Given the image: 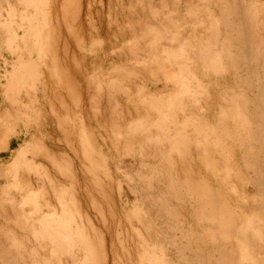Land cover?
<instances>
[{
	"label": "rangeland",
	"instance_id": "obj_1",
	"mask_svg": "<svg viewBox=\"0 0 264 264\" xmlns=\"http://www.w3.org/2000/svg\"><path fill=\"white\" fill-rule=\"evenodd\" d=\"M0 3V127L13 126L0 152V264H264L251 187L264 168V123L251 115L264 108V0ZM240 6L255 60L232 40ZM65 143L76 175L57 183Z\"/></svg>",
	"mask_w": 264,
	"mask_h": 264
},
{
	"label": "bare ground",
	"instance_id": "obj_2",
	"mask_svg": "<svg viewBox=\"0 0 264 264\" xmlns=\"http://www.w3.org/2000/svg\"><path fill=\"white\" fill-rule=\"evenodd\" d=\"M234 3V2H233ZM0 5H1V3H0ZM215 5V4H214ZM231 5V4H230ZM235 5H238V4H236V2H235ZM244 6V5H243ZM226 7V6H225ZM231 7H232V5H231ZM230 7V9H229V7H228V10H231V9H235L234 7L233 8H231ZM240 7H242V6H240ZM239 7V10H236V12H235V10H234V12H232V20H234V24H236L237 26H235L236 27V29L235 30H232V31H235L236 32V35L234 36V38H232V37H230V38H232V40L233 41H236L237 43H239V45H244L243 47L244 48H242V52L245 54V55H247L246 56V59L247 58H250L248 55H250L252 58L251 59H254L253 57H256V56H258V55H256L255 56V54H257V53H259V52H257L256 53V51L254 50V49H252L251 51H250V49H248V45H249V47H250V45H251V43H252V41H253V39H251L252 37H254V36H251V34H253V33H251V32H253L251 29L252 28H250L249 27V25H250V23H251V21H250V19L248 18V17H245L244 15L246 14V16H247V13H243V11L245 10V9H243V7H242V9ZM223 8H224V6H223ZM227 8V7H226ZM222 9V8H221ZM226 11L227 13H229V11ZM243 10V11H242ZM224 11V10H223ZM221 12V11H220ZM224 13H225V11H224ZM224 13H222V17H224L223 16V14ZM226 13V14H227ZM228 15V14H227ZM231 16V15H230ZM229 16V17H230ZM256 17V16H255ZM247 18L249 19V21H250V23H248V21H247ZM1 19V18H0ZM226 19V18H225ZM229 19L230 18H228V22H229ZM232 20H231V24H232ZM227 21H225L226 23V25L228 26V22ZM229 24H230V22H229ZM230 26H232V25H229L228 27H229V30H230ZM251 26V25H250ZM252 27V26H251ZM250 28V29H249ZM233 29V28H232ZM251 31V32H250ZM234 32V33H235ZM229 33H231V32H229ZM228 33L226 32V35H227ZM233 34V33H232ZM231 35V34H230ZM234 35V34H233ZM226 37V36H225ZM228 37V36H227ZM229 40V39H228ZM231 40V39H230ZM229 40V42H231ZM227 41V40H226ZM233 41L231 42V44L233 43ZM254 41H256V40H254ZM222 43V42H221ZM230 44V45H231ZM255 44V43H254ZM252 45H253V43H252ZM233 46V45H232ZM252 47V46H251ZM238 48V47H237ZM254 48H257V49H259V47L258 46H256V47H254ZM231 49V47L229 48V50ZM239 49V48H238ZM256 49V50H257ZM241 50V49H240ZM254 50V51H253ZM253 51V52H252ZM258 51V50H257ZM231 53L233 52V51H230ZM235 52H237V50L235 51ZM238 52H239V50H238ZM255 52V54H253ZM263 53V52H262ZM235 54V53H234ZM238 54L239 53H237V56H238ZM260 54H261V52H260ZM222 55H225V54H222ZM226 55H227V53H226ZM236 55V54H235ZM241 55V54H240ZM231 56V54H229V58H231L230 57ZM262 56H264V54L262 55ZM236 57V56H235ZM242 57H244L245 58V56H242ZM260 57V56H259ZM240 58V57H239ZM256 59V58H255ZM254 59V60H255ZM261 59H262V57H261ZM239 60V59H238ZM231 61V60H230ZM236 61V60H235ZM234 61V62H235ZM240 61V60H239ZM247 61V60H246ZM262 61H264V60H262ZM238 62V61H237ZM243 62V61H242ZM255 62V61H254ZM212 63H213V61H212ZM247 62H245V64H246ZM264 63V62H263ZM233 64V63H232ZM234 64H236V63H234ZM233 66V65H232ZM262 68V67H261ZM257 75V74H256ZM252 85V84H251ZM70 87V86H69ZM122 88V87H121ZM25 91V90H24ZM27 93H29V92H27ZM26 94V93H25ZM24 94V95H25ZM61 94V93H60ZM70 94V93H69ZM23 95V96H24ZM28 95V94H27ZM260 96H262V98L264 97V92H263V95H260ZM27 97V96H26ZM31 97H33V96H31ZM73 98H74V96H73ZM236 98V97H235ZM238 98V97H237ZM236 98V99H237ZM247 98V97H246ZM260 98V97H259ZM262 98H260V99H262ZM29 99V98H28ZM31 100V99H30ZM76 100V99H75ZM74 100V101H75ZM232 100V99H231ZM34 101V100H33ZM255 101V100H254ZM29 102L30 101H28V104H29ZM35 102V101H34ZM76 102V101H75ZM236 102V101H235ZM235 102H234V104H235ZM250 102V101H249ZM247 103V102H246ZM259 103V102H258ZM227 104V103H226ZM257 104V103H256ZM264 104V103H263ZM253 105V104H252ZM33 106V105H32ZM231 106V104L228 106V107H230ZM225 107H227V106H225ZM227 107V108H228ZM239 107V106H238ZM237 107V109H236V111L240 108H238ZM248 107V106H247ZM223 108V107H222ZM235 108H236V104H235ZM257 108V107H256ZM245 110L246 108H244V106H242V108H240V112L242 111V110ZM252 109V108H251ZM254 109V108H253ZM221 110V109H220ZM233 111H234V109H232ZM255 110V109H254ZM33 111V110H32ZM225 111V110H224ZM230 111H231V108H230ZM233 111H231V112H233ZM34 112V111H33ZM243 113H244V111H242ZM247 112V111H246ZM254 112V111H253ZM6 113V112H5ZM58 113V112H57ZM228 113L229 114H231L232 116H230L231 118H233V115L234 114H232V113H230V112H228L227 111V116H228ZM238 113V112H237ZM236 112H235V115L234 116H238L239 115V113H238V115H236L237 114ZM249 113V112H248ZM220 114H221V112H220ZM57 115V114H56ZM243 115V114H242ZM251 115H252V117L255 119H257L258 121H261V122H263L264 123V108L263 109H259V110H257L256 111V113L255 114H252L251 113ZM226 116V117H227ZM241 116V115H240ZM256 116H259V119L256 117ZM225 117V118H226ZM229 117V118H230ZM251 117V118H252ZM220 118V117H219ZM241 118V117H240ZM240 118L238 117V119H239V121H240V123L242 122L241 120H240ZM243 118H246V117H243ZM252 118V119H253ZM227 119V118H226ZM235 119V117L233 118V120ZM218 120V119H217ZM227 120H229V119H227ZM227 120H225V121H227ZM232 120V121H233ZM247 120H249V119H247ZM224 121V120H223ZM231 121V120H230ZM231 121V122H232ZM237 122H238V120H237ZM247 122V121H246ZM249 122H251V121H249ZM253 122V121H252ZM256 122V121H255ZM2 123V122H1ZM51 123V122H50ZM222 121H221V125H222ZM225 123V122H224ZM227 123H228V121H227ZM227 123H225V126L227 127ZM248 123V122H247ZM254 123V122H253ZM253 123H251V124H253ZM257 123V122H256ZM259 123V122H258ZM7 124L9 125V123L7 122ZM250 124V125H251ZM255 124V123H254ZM260 124V123H259ZM8 125H6V122L2 125L3 127L1 128L0 127V152H2V151H4V150H7V149H9L10 148V137L11 136H13L12 135V133L10 132L11 130H8V128H10L11 126H9L8 127ZM50 125V124H49ZM230 125L232 126V123H230ZM236 125V124H235ZM246 125V124H245ZM224 126V127H225ZM231 126H229V127H231ZM241 126V125H240ZM244 126V125H243ZM247 126V125H246ZM249 126V125H248ZM253 126V125H252ZM260 126V125H259ZM13 127V126H12ZM11 127V128H12ZM15 127V126H14ZM234 127V126H233ZM233 127H232V130H233ZM215 128L217 129V127L215 126ZM240 128H242V126L240 127ZM248 128V127H247ZM246 128V129H247ZM250 128H251V126H249V129L248 130H250ZM256 128V127H255ZM257 128H259L258 126H257ZM263 128V127H262ZM25 129V128H24ZM61 129V128H60ZM236 129V128H235ZM234 129V130H235ZM237 129H239V128H237ZM244 129V128H243ZM30 130V129H29ZM36 130H38V129H36ZM241 130V129H240ZM252 130H254V128L252 129ZM257 130V129H256ZM256 130H255V132H256ZM260 130V129H259ZM34 131V130H33ZM218 131V130H217ZM226 131V130H225ZM225 131H223V132H225ZM231 131V130H230ZM238 131V130H237ZM245 131V130H244ZM243 131V132H244ZM247 131V130H246ZM263 131V130H262ZM261 131V132H262ZM15 132V131H14ZM219 132H221V134H222V130L221 131H219ZM240 132V131H239ZM252 132V131H251ZM251 132H249V133H251ZM254 131H253V133H255ZM258 132V131H257ZM260 132V133H261ZM41 133V132H40ZM39 133V134H40ZM234 133V132H233ZM252 133V134H253ZM20 134V133H19ZM240 135L242 134V133H239ZM262 134V133H261ZM34 135H35V133H34ZM228 135V134H227ZM238 135V134H237ZM240 135H238V136H240ZM245 135V134H244ZM254 135V134H253ZM252 135V136H253ZM257 135V134H256ZM148 136V135H147ZM262 136H264V135H262ZM87 137L88 136H86V140H87ZM228 137V136H227ZM248 137V136H247ZM256 136H254V138H255ZM258 137V136H257ZM259 137H261V136H259ZM35 138V137H34ZM85 138V137H84ZM239 138V137H238ZM252 137H250V139H251ZM66 139V138H65ZM232 139V138H231ZM236 139H237V137H236ZM236 139H234V140H236ZM249 139V140H250ZM256 139V138H255ZM219 140V139H218ZM240 140V139H239ZM248 140V141H249ZM32 141V140H31ZM185 141V140H184ZM241 141V140H240ZM255 141V140H254ZM254 141H252L251 143H253ZM261 141H262V139H261ZM68 142V141H67ZM70 142V141H69ZM87 142V141H86ZM222 142H223V139H222ZM241 142H243V141H241ZM241 142H239V143H241ZM245 142V141H244ZM257 142H258V139H257ZM263 142V141H262ZM72 143V142H71ZM184 143V142H183ZM186 143V142H185ZM218 143H219V141H218ZM256 143V142H255ZM25 144H26V142H25ZM69 144V143H68ZM235 144H237V143H235ZM242 144V143H241ZM249 144V143H248ZM258 144H259V146H260V143L258 142ZM262 144V143H261ZM264 144V143H263ZM65 145L66 146H64V148H63V151L64 152H61V151H59L60 152V156H61V158H60V156H59V159H61V160H59L60 162H58V163H56L57 161H53V160H51V162H54V163H56L57 164V170H55L57 173L55 174V180L57 181V183L59 182H61V181H66V180H70V179H72L73 178V176H74V174L75 173H73V167H75V166H73L74 165V159H73V157L74 156H77L75 153H73L72 152V147L71 148H68L69 146L65 143ZM72 145V144H71ZM205 145H206V143H205ZM205 145H203L205 148L207 147V146H205ZM219 145V144H218ZM226 145V144H225ZM244 145V144H243ZM252 145V144H251ZM88 146V145H87ZM195 146V145H194ZM198 146V145H197ZM240 146V145H239ZM249 146V145H248ZM257 146V145H256ZM89 147V146H88ZM220 147V146H219ZM225 147V146H224ZM227 147V146H226ZM241 148H242V145L240 146ZM240 147H238V148H240ZM246 147V146H245ZM263 147V146H262ZM61 148V147H60ZM91 148V147H90ZM191 148V147H190ZM201 148V147H200ZM223 148V147H222ZM248 148V147H247ZM253 148H254V146H253ZM264 148V147H263ZM72 149V150H71ZM207 149V148H206ZM230 149V148H229ZM244 149V148H243ZM252 149V146L250 147V150ZM255 149H256V147H255ZM88 149H86V151H87ZM186 150V149H185ZM198 150V149H197ZM249 150V151H250ZM205 152H206V150H204ZM216 151V150H215ZM251 151H253V150H251ZM256 151H258V150H256ZM264 151V150H263ZM227 152V151H226ZM259 152V151H258ZM89 153V152H88ZM88 153H86V157L88 158ZM92 153V152H91ZM179 153V152H178ZM177 153V154H178ZM190 153H191V151H190ZM189 153V154H190ZM200 153V152H199ZM217 153V152H216ZM218 153H219V151H218ZM244 153V152H243ZM249 153H251V152H248V154ZM253 153V152H252ZM251 153V154H252ZM262 153V152H261ZM260 152H259V154H261ZM42 154H44V153H41V155ZM50 154H52V153H50ZM88 154V155H87ZM188 154V153H187ZM250 154V155H251ZM263 154V153H262ZM261 154V155H262ZM53 155V154H52ZM52 155H49V156H52ZM181 155V154H180ZM192 154H190V156H191ZM217 155V154H216ZM255 155V154H254ZM40 156V155H39ZM71 156H73V157H71ZM257 156V155H256ZM259 156V155H258ZM41 157V156H40ZM42 157H43V155H42ZM182 157V156H181ZM207 157V156H206ZM247 157V156H246ZM245 157V158H246ZM250 157H253V154L251 155V156H249L247 159H249ZM46 158V157H45ZM53 158V157H52ZM75 158V157H74ZM187 158H188V156H187ZM187 158H186V160H187ZM192 158V157H191ZM256 158V157H255ZM261 158V157H260ZM260 158H257V159H260ZM18 159V158H17ZM48 159V158H47ZM179 159V158H178ZM241 159H243V158H241ZM255 160V161H253V166L255 167V165L257 166V167H259L258 166V160ZM27 160V159H26ZM31 160V159H30ZM254 160V159H253ZM48 161V160H47ZM191 161V160H190ZM31 162V161H30ZM33 162V161H32ZM31 162V163H32ZM50 162V163H51ZM242 162H244V160L242 161ZM246 162V161H245ZM244 162V163H245ZM12 163H13V161H12ZM15 163V162H14ZM13 163V164H14ZM30 163V164H31ZM42 163V162H41ZM179 163V162H178ZM189 163V162H188ZM252 163V162H251ZM38 164V163H37ZM47 164V163H46ZM53 164V163H52ZM207 164H209V163H206V165ZM259 164H260V162H259ZM12 165V164H11ZM21 165V164H20ZM89 165H91V164H89ZM189 165V164H188ZM262 164H260V166H261ZM23 166V165H22ZM48 166V165H47ZM245 166H247V164L245 165ZM251 164H249L247 167H248V169H251L252 167H253ZM68 167H69V169H68ZM207 167V169H208V166H206ZM249 167H251V168H249ZM53 168V167H52ZM190 168V167H189ZM10 169V168H9ZM8 169V170H9ZM14 169H16V168H14ZM255 169H257V168H254V170ZM0 170H1V173H0V176L1 175H3L4 176V182L5 183H7L8 181H10L9 179H8V174H7V170H6V167L4 168V170L2 169V167L0 168ZM210 170H212V169H210ZM260 169L258 168V170H257V177L253 180V182H252V184H251V187L254 189V192H255V197H253L252 198V202H253V206H254V210L252 209V212H253V214L254 215H256L254 218H253V221H259L260 222V224L261 225H263L264 226V175H261L260 173H263L264 174V168L262 169V170H260ZM208 171H209V169H208ZM214 171V170H213ZM9 172H11V171H9ZM13 172H15V171H13ZM50 172V171H49ZM75 172V171H74ZM189 172H191V171H189ZM207 172V171H206ZM250 172H252V170L250 171ZM192 173V172H191ZM210 173V172H209ZM47 174V173H46ZM217 174V173H216ZM252 174H254V173H252ZM76 175V174H75ZM88 175V174H87ZM90 175V174H89ZM191 175V174H190ZM203 175V174H202ZM212 175V174H211ZM49 176H50V174H49ZM191 176H193V175H191ZM199 176V175H198ZM187 177V176H186ZM189 177V176H188ZM221 177V176H220ZM41 178V177H40ZM192 178V177H191ZM191 178H190V181H192L191 180ZM194 178V180H195V176L193 177ZM192 178V179H193ZM212 178H213V175H212ZM227 178V177H226ZM225 178V181L227 180ZM12 179V178H11ZM42 179V178H41ZM204 179V178H203ZM223 179V178H222ZM250 179H251V177H250ZM18 180V179H17ZM193 180V181H194ZM220 180V179H219ZM249 180V179H248ZM221 181V180H220ZM252 181V180H251ZM22 182V181H21ZM29 182V181H28ZM189 182V181H188ZM222 182V181H221ZM246 182H248V181H246ZM250 182V181H249ZM25 183H27V182H25ZM33 183V182H32ZM191 183V182H190ZM190 183H188V184H190ZM195 183V182H194ZM223 183V182H222ZM227 183V182H226ZM35 184V183H34ZM51 184V183H50ZM64 184H66V183H64ZM199 184V183H198ZM201 184V183H200ZM225 184V183H224ZM250 184V183H249ZM202 185V184H201ZM28 186H29V184H28ZM188 186H190V185H188ZM203 186V185H202ZM24 187V186H23ZM27 187V186H26ZM25 187V188H26ZM196 187V186H195ZM199 187V186H198ZM224 187V186H223ZM246 187V186H245ZM34 188H36V187H34ZM188 188V187H187ZM209 188V187H208ZM23 189V188H22ZM30 189V188H29ZM31 189H32V187H31ZM191 189V188H190ZM195 189V188H194ZM246 189V188H245ZM61 190V189H60ZM186 190H188V189H186ZM34 191H35V189H34ZM193 191V190H192ZM191 191V192H192ZM196 191V190H195ZM194 191V192H195ZM210 191V190H209ZM213 191V190H212ZM211 191V192H212ZM225 191V190H224ZM251 191V190H250ZM24 192H27L28 194H30L28 191H24ZM32 192V191H31ZM194 192H193V195H195L196 193H197V191L195 192V194H194ZM55 193V192H54ZM68 193V192H67ZM225 193H227V192H225ZM224 193V194H225ZM4 195H6V194H4ZM14 195V194H13ZM31 195H32V193H31ZM189 195H190V193H189ZM221 195V194H220ZM226 195V194H225ZM244 195V194H243ZM243 195H241L242 196V198H243ZM56 196H57V194H56ZM196 196H197V194H196ZM236 196H238L237 194H236ZM250 196V195H249ZM28 197H30V196H28ZM63 197H65L66 198V200H67V196L65 195H63L62 196V199H63ZM70 197V196H69ZM191 197H193L192 195H191ZM199 198H200V196H198ZM224 197V196H223ZM251 197H252V195H251ZM33 198H34V195H33ZM57 198V197H56ZM209 198V197H208ZM214 198V197H213ZM28 199V198H27ZM29 199H31V198H29ZM194 199V198H193ZM201 199H203V198H201ZM216 199V198H215ZM9 200H10V198H9ZM23 200V199H22ZM49 200V199H48ZM69 200V199H68ZM197 200V199H196ZM199 200V199H198ZM227 200V199H226ZM27 201V200H26ZM70 201V200H69ZM74 201V200H73ZM200 201V200H199ZM203 202H204V200H202ZM201 201V202H202ZM245 201V200H244ZM243 201V202H244ZM250 201V200H249ZM72 202V201H71ZM191 202V201H190ZM201 202H199V203H201ZM209 202V201H208ZM216 202V201H215ZM46 203H47V201H46ZM49 203V202H48ZM62 203V202H61ZM73 203H75V202H73ZM249 203V202H248ZM193 204V203H192ZM245 204V203H244ZM59 205V204H58ZM65 205V204H64ZM203 205V204H202ZM247 205V204H246ZM48 206V205H47ZM59 206H61V205H59ZM191 206H193V205H191ZM196 206V205H195ZM194 206V207H195ZM204 206V205H203ZM203 206H201V207H203ZM250 206V205H249ZM15 207H17V206H15ZM68 207V206H67ZM66 207V208H67ZM201 207H200V209H201ZM248 207V206H247ZM252 207V206H251ZM256 207H258V208H261V211H260V215H259V213H258V210L256 211ZM61 208V207H60ZM197 208V207H196ZM241 208V207H240ZM16 209V208H15ZM24 209V208H23ZM45 209L47 210V208L45 207ZM195 209V208H194ZM204 209L206 210L207 208H205L204 207ZM37 209L35 208V210L34 211H36ZM60 210V209H59ZM79 210V209H78ZM199 210V209H198ZM202 210V209H201ZM243 209H241V211H242ZM250 210V209H249ZM17 211H18V209H17ZM26 211V210H25ZM45 211V210H44ZM49 211V210H48ZM51 211V210H50ZM55 210H53V212H54ZM71 211V210H70ZM73 211V210H72ZM211 211V210H210ZM237 211V210H236ZM19 212V211H18ZM17 212V213H18ZM22 212V211H21ZM30 212H31V210H30ZM62 212V211H61ZM75 212H77V211H75ZM78 212H80V210L78 211ZM201 212V211H200ZM199 212V213H200ZM203 212V211H202ZM201 212V213H202ZM35 213V212H34ZM34 213H33V215L32 214H30V215H32V216H34ZM37 213V212H36ZM45 213H46V211H45ZM65 213V212H64ZM81 213V212H80ZM201 213H200V216H201ZM206 213V212H205ZM207 213H210V212H207ZM249 213V212H248ZM54 213H52V215H53ZM61 214V213H60ZM63 214V213H62ZM67 214V213H66ZM203 214H204V212H203ZM211 214H212V211H211ZM240 214V213H239ZM37 215H38V213H37ZM44 215V214H43ZM55 215V214H54ZM65 215V214H64ZM74 215V214H73ZM172 215V214H171ZM195 215V214H194ZM197 215V214H196ZM205 215V214H204ZM217 215V214H216ZM215 215V216H216ZM250 215V214H249ZM248 215V216H249ZM27 216V215H26ZM61 216V215H60ZM75 216V215H74ZM213 216V215H212ZM215 216H213V217H215ZM247 216V215H246ZM38 217V216H37ZM42 217V216H41ZM49 217V216H48ZM198 217V216H197ZM203 217V216H202ZM201 217V218H202ZM212 217V218H213ZM234 217V216H233ZM23 218V217H22ZM52 218V217H51ZM74 218H78V217H74ZM197 219V218H196ZM200 218H198V220H199ZM216 219V218H215ZM234 219V218H233ZM34 220V219H33ZM49 220H51L50 219V217H49ZM81 220V219H80ZM197 220V221H198ZM243 220H245L244 219V217L242 216V215H239V217H238V219H234V222H237V223H239V221H240V229H244L243 228V225H242V221ZM53 221H54V219H53ZM63 221V220H62ZM66 221V220H65ZM77 222H78V220H76ZM89 221V220H88ZM200 221H201V219H200ZM204 222H206V220H204ZM51 223V222H50ZM76 223V222H75ZM211 223H212V221H211ZM215 223V222H214ZM214 223H213V225H214ZM35 224V223H34ZM37 224H39V221H38V223ZM58 224V226H59V223H57ZM79 224V223H78ZM90 224V223H89ZM202 224V223H201ZM205 224V223H204ZM253 224V223H252ZM36 225V224H35ZM75 225V224H74ZM40 226V225H39ZM38 226V227H39ZM57 226V227H58ZM64 226V225H63ZM203 226V225H202ZM211 226V225H210ZM209 225H208V227H210ZM215 226V225H214ZM231 226V225H230ZM255 226V225H254ZM41 227V226H40ZM39 227V228H40ZM181 227V226H180ZM201 227V226H200ZM208 227H206V228H208ZM261 227V226H260ZM34 228H36V227H34ZM82 227H80V231L82 232V230L83 229H81ZM92 228V227H91ZM212 228V227H211ZM215 227H213V229H214ZM252 228V227H251ZM262 228V227H261ZM264 228V227H263ZM47 229V228H46ZM54 229V228H53ZM61 229V228H60ZM181 230H182V228H180ZM233 229V228H232ZM247 228H245V230H246ZM259 229V228H258ZM48 230V229H47ZM52 230V229H51ZM50 230V231H51ZM56 230V229H55ZM185 230V229H184ZM220 230V229H219ZM42 231V230H41ZM57 231V230H56ZM217 231V230H216ZM222 231V230H221ZM244 231V230H243ZM260 231H261V229H260ZM51 232H53V230L51 231ZM50 232V233H51ZM182 232V231H181ZM188 232V231H187ZM225 232V231H224ZM227 232V231H226ZM234 232V231H233ZM237 232V231H236ZM248 232V231H247ZM250 232V231H249ZM47 234H49L50 235V233H48V231L46 232ZM56 233H58V231L56 232ZM55 233V234H56ZM85 233V232H84ZM184 233H186V231H184ZM43 234V233H42ZM41 234V236H43ZM86 234V233H85ZM209 234V233H208ZM226 234V233H225ZM229 234V233H228ZM232 234V233H231ZM234 235H238L237 233H233ZM233 234L231 235V236H233ZM249 234V233H248ZM247 234V235H248ZM48 235V236H49ZM189 235H190V233H189ZM188 235V236H189ZM222 235H224V233L222 234ZM263 235V234H262ZM261 235V236H262ZM85 236V235H84ZM217 236V235H216ZM230 236V238H232ZM253 236V235H252ZM54 237V236H53ZM56 237V236H55ZM189 237H191V236H189ZM193 237V236H192ZM234 237V236H233ZM238 237L240 238V241L239 240H237L236 238V240H237V243L239 244V242H241L240 244L242 245H245L246 246V244L247 243H249V242H251V241H253V240H248V236H246L245 235V233H240V236L238 235ZM250 237H251V235H250ZM255 237V236H254ZM263 237V236H262ZM50 238V237H49ZM87 238V237H86ZM184 238H186V236H184ZM212 238H214V237H212ZM219 238V237H218ZM217 238V239H218ZM221 238V237H220ZM219 238V239H220ZM223 239H224V237H222ZM228 238V237H227ZM230 238H228V239H230ZM51 239V238H50ZM187 239V238H186ZM211 239V238H210ZM209 239V240H210ZM250 239V238H249ZM253 239V238H252ZM263 239V238H262ZM89 240V239H88ZM88 240H87V242H88ZM192 240V239H191ZM202 240V239H201ZM200 240V241H201ZM212 240V239H211ZM233 240V239H232ZM248 240V241H247ZM258 240H259V242H260V240H261V238H259L258 237ZM264 240V239H263ZM92 241V240H91ZM90 241V242H91ZM219 241V240H218ZM222 241V240H221ZM226 241V240H225ZM228 241V240H227ZM235 241V240H234ZM62 242H64V241H62ZM101 242V241H100ZM188 242V241H187ZM212 242V241H211ZM220 242V241H219ZM223 242V241H222ZM262 242V241H261ZM46 243V242H45ZM173 243V242H172ZM176 243V242H175ZM204 243V242H203ZM214 243V242H213ZM217 243V242H216ZM252 243V242H251ZM70 244V243H69ZM85 244V243H84ZM156 244V243H155ZM190 244H191V242H190ZM215 244V243H214ZM213 244V245H214ZM223 244H224V242H223ZM227 244V243H226ZM250 244V243H249ZM248 244V245H249ZM255 244H258V242H256V240L255 241H253V243H252V245H254L255 246ZM263 244V243H262ZM261 244V245H262ZM157 245V244H156ZM230 245V244H229ZM226 246V245H225ZM93 247V246H92ZM219 247V246H218ZM223 247V246H222ZM249 247H251V246H249ZM261 247V246H260ZM263 247H264V245H263ZM231 248V247H230ZM235 248V247H234ZM243 248H244V246H243ZM245 248H247V247H245ZM252 248V247H251ZM255 248V247H254ZM66 249V248H65ZM85 249V248H84ZM249 249V248H248ZM258 249V248H257ZM261 249V248H260ZM91 250V249H90ZM236 250V249H235ZM246 250V249H245ZM224 251V250H223ZM237 251V250H236ZM264 251V250H263ZM262 251V252H263ZM219 252V251H218ZM240 252V251H239ZM246 252H247V250H246ZM251 252H252V250H251ZM255 252V251H254ZM258 252H259V250H258ZM217 253V252H216ZM222 253V252H221ZM70 254V253H69ZM218 254H220V252L218 253ZM236 254V253H235ZM234 254V255H235ZM237 254H238V252H237ZM159 255V254H158ZM181 255H183V254H181ZM233 255V256H234ZM241 255V254H240ZM260 255V254H259ZM91 256V255H90ZM184 256V255H183ZM231 256H232V254H231ZM242 256H244V254L242 255ZM1 257V256H0ZM74 257V256H73ZM92 257V256H91ZM208 257V256H207ZM210 257V256H209ZM262 257H264V256H262ZM85 258H88V257H85ZM159 258V257H158ZM185 258V257H184ZM183 258V259H184ZM238 258H240V256L239 257H237V259ZM241 258H243V257H241ZM5 260V259H4ZM155 260H156V256H155ZM154 260V261H155ZM203 260V259H202ZM209 260V259H208ZM219 261V263H222V258L221 259H218ZM233 260V259H232ZM238 260H240V259H238ZM237 260V261H238ZM246 260V259H245ZM92 261H94V259L92 260ZM244 261V260H243ZM70 262H71V260H70ZM156 262V261H155ZM161 262H163L162 260H161ZM187 262V261H186ZM217 262V261H216ZM77 263H78V261H77ZM88 263V262H87ZM236 263H238V262H236ZM4 264V263H3ZM164 264V263H163ZM186 264V263H185ZM211 264H213V263H211Z\"/></svg>",
	"mask_w": 264,
	"mask_h": 264
}]
</instances>
